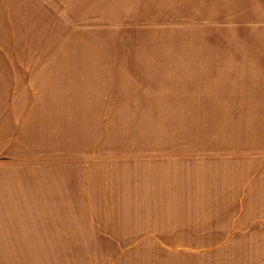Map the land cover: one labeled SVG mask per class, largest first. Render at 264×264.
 <instances>
[{
  "label": "rangeland",
  "instance_id": "obj_1",
  "mask_svg": "<svg viewBox=\"0 0 264 264\" xmlns=\"http://www.w3.org/2000/svg\"><path fill=\"white\" fill-rule=\"evenodd\" d=\"M205 46L264 48V0H0V96L11 98L0 158L38 162L42 180L66 169L67 189L71 182L74 196L88 198L90 216L88 243L0 246V258H12L5 264L58 255L104 264H264V232L225 231L223 192L226 159L264 158V120L233 110L264 103L224 102L226 78L177 77L176 53ZM239 80L264 84L259 74ZM15 102L18 113L33 105L42 118L16 121ZM168 166L172 177L197 167L202 228L170 231L162 246L110 213L126 203L140 171L166 176Z\"/></svg>",
  "mask_w": 264,
  "mask_h": 264
},
{
  "label": "crops",
  "instance_id": "obj_2",
  "mask_svg": "<svg viewBox=\"0 0 264 264\" xmlns=\"http://www.w3.org/2000/svg\"><path fill=\"white\" fill-rule=\"evenodd\" d=\"M181 51L186 52L176 53L177 68L178 71H182L177 73V77L212 78L213 83L216 78H226L227 81L221 83V87L225 88L224 97H227L224 102L264 103V84L261 86L239 80V78L256 77L257 74L262 75L264 79L263 47H183ZM187 55L189 58L185 57ZM180 64L185 67L179 69ZM255 66H262V68H256L252 74L248 73L249 68ZM37 70L39 71L40 68ZM187 101H193V99L188 98ZM9 103H11L9 96H0V154L3 156L6 149L4 133L8 132V128H4V118L1 116L4 105ZM31 106L33 105L25 107L18 113L20 103L12 104V107L16 109L13 112V119L18 121L32 116L42 118L41 110H32ZM233 111L239 113L241 119L248 118L247 114L255 113L256 116L250 117L264 120V107L255 112L237 107ZM6 142H8L7 138H5ZM246 157L241 155L240 159L233 161L226 159L225 162L224 229L225 231L264 232V158ZM40 167L38 162L26 160L5 164L4 158H0V246L67 248L83 245L84 241L88 243V236L84 237V232L89 231L90 223L89 211L85 206L88 198L83 197L85 196L83 194L74 196L71 182L67 189L66 169L61 170L58 175L55 172L51 174V177L47 176V180L52 182H46L47 180L45 178L42 180L40 176ZM172 167L165 168L164 172L168 173L166 176L156 174L155 167H151L154 176L147 177L148 174H145L142 177L144 172L140 171L139 178H135L133 183L128 184L133 191L127 197H122L127 199L126 203L119 208H111L113 211L110 213L121 216L116 221L131 225L130 230L136 236L145 234L151 240L159 241L162 246H165L164 241L170 239V231L194 232L202 228L200 226L201 175L197 167H190L186 170H176V176L172 177ZM16 168L19 169L16 170ZM182 171H185L184 174L177 173ZM136 173L137 171L135 175ZM10 174L15 176H9ZM49 183L50 189L40 192L41 186H47ZM60 183L65 184L64 188L60 186ZM107 216L103 221L111 218L110 215ZM253 237L251 233L249 239ZM171 239L180 240L181 238L173 236ZM181 241H184V238ZM180 245L182 242H174L172 246ZM11 259L0 258V264H5ZM18 259V264L105 263V258H67V255H58L57 258Z\"/></svg>",
  "mask_w": 264,
  "mask_h": 264
}]
</instances>
